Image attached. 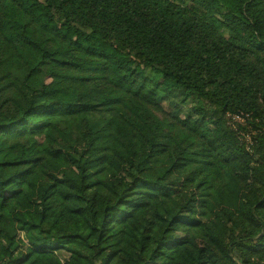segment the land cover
<instances>
[{"label":"trees","instance_id":"trees-1","mask_svg":"<svg viewBox=\"0 0 264 264\" xmlns=\"http://www.w3.org/2000/svg\"><path fill=\"white\" fill-rule=\"evenodd\" d=\"M0 264H264V0H0Z\"/></svg>","mask_w":264,"mask_h":264},{"label":"rangeland","instance_id":"rangeland-1","mask_svg":"<svg viewBox=\"0 0 264 264\" xmlns=\"http://www.w3.org/2000/svg\"><path fill=\"white\" fill-rule=\"evenodd\" d=\"M233 120H234V121H238L240 124L244 121L243 119H240V118H238V117H234ZM248 129H250V128H248ZM248 131H249V130H248ZM249 136H250V133H249ZM249 136L245 135L246 140H247L248 142H250V137H249Z\"/></svg>","mask_w":264,"mask_h":264}]
</instances>
